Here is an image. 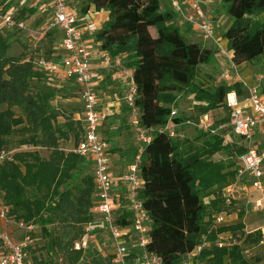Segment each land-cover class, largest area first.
<instances>
[{"label": "trees", "instance_id": "16d2710c", "mask_svg": "<svg viewBox=\"0 0 264 264\" xmlns=\"http://www.w3.org/2000/svg\"><path fill=\"white\" fill-rule=\"evenodd\" d=\"M216 1L232 20L224 38L233 62L241 65L264 57V0ZM72 5L78 12L107 15L95 39L98 47L112 56L114 67L94 70L93 82L101 100L111 97L118 103V112L113 109L104 115L99 131L109 142L111 175L126 173L142 149L139 174L143 185L138 197L152 219L147 250L162 264H181L206 235L210 246L198 256L200 264H257L244 255V244L259 243V232L245 236L243 223L214 224L215 214L234 210L233 205H226L224 190L236 181L238 157L247 151L243 139L232 133L226 96L235 91L245 98L246 85L236 79L215 86L207 84L201 74L212 64L219 48L187 37L180 29L179 16L166 0H74ZM35 11L28 9L30 13ZM25 13L23 9L21 14ZM47 37L52 39L51 50L39 56L59 61L63 53L58 54L55 41L62 35L54 30L43 35V39ZM11 40L0 32V152L11 145V136L21 133L20 147L46 148L50 155L43 158L37 150H21L14 153L12 161H4L0 168V203L14 222L41 224L48 240L38 250L58 254L62 260H46L32 245L33 264H113L112 255L103 254L92 242L85 249H75L86 234V225L94 221L93 163L73 151L83 137V115L76 118L72 113L66 129L56 127L53 93L34 84L45 85L44 78L50 80L52 75L37 67L38 57L9 55ZM120 67L130 69L136 81L139 128L131 123ZM183 95L194 96L196 115L184 117L176 112L172 116L173 106ZM214 110L227 112L221 125L229 129L223 127L213 133V129L199 126L201 116ZM186 121L201 128L199 144L181 139L179 133L171 137L164 129L169 123L177 128ZM141 130L149 135L148 142L140 141ZM228 130L230 136L226 135ZM72 133L77 137L75 147L60 148V140ZM221 152L226 153L229 163L216 159ZM125 192V186L118 188L121 196ZM117 211L118 221L126 224L131 213ZM92 232L101 242L106 235L99 222L93 224ZM226 233L232 240L221 247L220 237ZM236 237L240 238L237 242ZM109 245L110 241L103 243L104 249Z\"/></svg>", "mask_w": 264, "mask_h": 264}, {"label": "built area", "instance_id": "2783aa9c", "mask_svg": "<svg viewBox=\"0 0 264 264\" xmlns=\"http://www.w3.org/2000/svg\"><path fill=\"white\" fill-rule=\"evenodd\" d=\"M73 1L50 0L51 16L40 31L41 35L54 30L59 31L62 35L60 49L64 51L63 57L59 61L57 59L48 61L41 56L36 59L35 63L39 69L48 72L50 75H56L74 83L79 89V98L82 102L84 133L73 151L91 159L93 163L95 192L92 213L94 221L86 225V234L83 240L76 244L75 249H85L92 242L100 252H108L112 255L113 264H162L159 257L147 250L151 240L150 225L152 219L144 203L138 197V189L143 185L139 174L142 149L129 165L126 173L111 175L109 142L102 137L99 131L104 122V114L100 108L102 100L93 82L94 68L92 62L94 57L98 56L103 62L102 68H112L114 67V59L107 51H103L99 47L93 51L90 42L85 38L84 29L95 34L101 28L102 23L99 25L96 22H90L83 28L78 26L75 15V12L78 11L72 5ZM166 1L182 22L191 25L201 34L203 40L211 42L228 56L230 68L224 73V77L240 80L239 65L233 62L231 51L216 38L213 17L203 13L204 2L206 5H211L216 0H204L203 3L200 0ZM0 20L4 22L7 29L26 28L24 21L16 20L11 14L0 13ZM119 72L120 80L125 82V101L131 107V123L133 127L139 128L140 116L135 107L137 85L134 75L130 69L125 67H120ZM242 82L247 87L248 95L241 98L235 91H231L226 96V103L231 109L232 133L234 136L243 139L247 151L238 157L240 170L237 179L224 190V196L226 205L232 206L234 192L236 190L244 192L251 187L262 193L261 198L256 203V207L262 209L264 206V93L257 85ZM171 114L172 116L175 115L176 110H173ZM199 126L207 127L204 119L200 120ZM175 128L176 124L173 123L164 127L171 137L178 136ZM257 128L263 136L262 148L255 147ZM139 139L142 142H148L150 137L141 130L139 131ZM24 148H20V150H25ZM17 151L19 150L1 151L0 168L4 161H12L14 153ZM121 186L126 187V192L122 196L118 193V188ZM115 199L120 202L116 203ZM119 209L131 213V216L127 217L128 222L126 224L118 221L117 210ZM228 215L226 211L215 214L214 224H225ZM9 220L7 208L0 203V221L8 222ZM98 222L103 226L104 233L110 241L107 249H104L99 237L93 235L92 226ZM18 225L28 230L33 228V225L23 221L18 222ZM229 238H232L230 233L221 235L219 246L225 245V241ZM32 243L30 235L19 241L5 239L4 250L0 253V264H33L30 256ZM209 246L208 237L206 235L201 236L196 247L183 257L181 264H200L198 256Z\"/></svg>", "mask_w": 264, "mask_h": 264}, {"label": "rangeland", "instance_id": "374dc122", "mask_svg": "<svg viewBox=\"0 0 264 264\" xmlns=\"http://www.w3.org/2000/svg\"><path fill=\"white\" fill-rule=\"evenodd\" d=\"M35 0H0V6H2L5 9L14 8L15 19L16 20H27L28 17H31L33 15L40 14L42 16V20L47 18L50 14V11L48 7L45 5L43 7H37L35 4ZM36 8V13L31 15L32 13L28 12V9H34ZM25 9L26 13L22 15V10ZM1 14L2 11L0 10ZM18 15V16H17ZM77 15L79 17H83L84 13L77 12ZM229 22V20L227 19ZM227 22V23H228ZM223 23V25L227 24ZM30 27L32 26L30 22L28 23ZM41 24V21L36 20L34 23L33 28H35L34 32L27 29H21L19 27H15V29L12 32H4L10 39L15 38L13 42H11V47L8 51L9 55H19L24 53L27 55V57H32L36 59L37 57H40V53L47 52L51 50V43L52 39L50 37H47V39H43V35H41V27L39 25ZM187 24V23H184ZM189 25V24H187ZM229 24H227L225 27H227ZM225 27H221L224 29ZM5 28V27H4ZM190 33L189 38L194 41H198L202 44H206L212 47H216L214 44H212L209 41L203 40L201 34L194 29L190 25ZM153 31V30H152ZM217 32V31H216ZM219 38V34H217ZM55 58V57H53ZM258 61L255 64H247V66H244L242 73L239 72L240 80L246 82L247 84L251 85L255 83V81L260 79L264 86V58L257 59ZM230 68V61L227 55H225L220 50L218 51L216 57L214 58V61L212 64L204 67L201 76L206 79L208 85L215 86L217 84L221 83H229L232 79L231 78H225L224 73L229 70ZM99 69V68H98ZM209 71V72H207ZM208 73V74H207ZM210 74V76H209ZM250 77V80L247 82L246 77ZM246 78V79H245ZM246 80V81H245ZM263 80V81H262ZM52 81V82H50ZM55 81V82H53ZM42 82H45V85L39 82H34L35 85L39 86L42 90L46 89L48 91H51L53 93V110L55 111V119L54 124L56 127L66 129L67 123L69 122L72 113H77L80 116H82L83 108H82V102H74L68 100L70 93L72 96H78L79 97V89L75 86L68 85V86H62V84L59 81H56L55 79H50L48 77H45ZM251 83V84H250ZM206 84V85H207ZM197 107L198 103L195 101L193 95H183L180 96L178 102L173 106V110H176L177 115H182L184 117H188L191 115L197 114ZM19 113V110L16 109ZM227 112L223 110H214L209 112L206 115L201 116V119H204L205 123L207 124V127L205 129H213L212 132H219L223 127H229L227 125H221L222 120L226 117ZM206 116V117H205ZM219 127V128H218ZM199 129H201L198 126V123H195L193 121H186L179 125V127L175 128L176 132L179 133V137L181 139H190L193 143L199 144L200 142V135H199ZM226 133L227 136H230V130ZM23 135L21 133L14 134L11 136V145L7 149H3L5 151H12V150H20V139ZM77 142V137L74 133L70 134L68 139H61L60 140V148L62 149H73L75 147V144ZM28 151H34L37 150L41 154L43 158H47L50 155V151L46 148H40L35 147L32 145L27 146V148H24ZM2 150V151H3ZM18 152V151H17ZM216 159H224L229 163V159L225 152L218 153L216 155ZM261 196L258 198L260 199ZM254 201L252 204V208L255 209L257 200ZM264 209V206L262 207ZM242 233V231H241ZM27 235L31 236V240L33 241L32 245H35L37 247V254L40 255L42 258H45L46 260H51L53 262L62 263V260L60 258V255L58 254H49L45 249L38 250V248H42L48 238L44 235L42 231L41 224H33L32 230H28L25 227H21L18 225V223H15L13 219H10L8 222L6 221H0V250L5 246V239L9 238L12 241H19L23 240ZM103 243H107L109 241L107 235L102 236ZM232 238L227 239V242H230ZM240 240V238L236 237L234 238V241L237 242ZM261 241V240H260ZM259 241V242H260ZM102 243V245H103ZM103 254H108V252H104ZM264 255V244L260 243H251L247 242L244 244V255L247 257H253L255 255ZM252 259V258H251Z\"/></svg>", "mask_w": 264, "mask_h": 264}, {"label": "crops", "instance_id": "0c3cea01", "mask_svg": "<svg viewBox=\"0 0 264 264\" xmlns=\"http://www.w3.org/2000/svg\"><path fill=\"white\" fill-rule=\"evenodd\" d=\"M35 4L37 7H43L44 5L46 7H48L50 14L47 18H45L44 20H42V16L40 14L38 15H33L36 13V11L34 13H32L31 17H28V19L25 21L23 19L20 18L19 21H24L27 30L31 31L32 33L34 32L35 28H33L34 23L36 20L41 21V24L39 25V27H41L40 30H42V28L45 27L46 22L48 21L49 17L51 16V5H50V0H35ZM202 3L204 2V0H200ZM203 13L204 14H208L210 16L213 17L214 22H215V35L216 38L218 40H220V42L226 46L227 44V40L224 38V33L227 30V28L230 26L232 20L229 17V15L227 14V11L223 8V6L220 4L219 1H215V3L211 4V5H206L205 2L203 4ZM0 10L2 11V13L4 14H11L15 17L16 14H14V8H8L5 9L2 6H0ZM12 11H14L13 13H11ZM76 18H77V24L80 27H85L87 23L90 22H96L100 25V23H102V21L106 18V13H102V12H89V13H84L83 17H79L77 15V12H75ZM18 16V15H17ZM227 19L229 20V22L227 21ZM30 22V24L32 25L30 27V25L28 24ZM225 22L227 24H229L227 27H225L226 25H223V23L225 24ZM179 26L181 31L187 36L189 37V33H190V25L184 24V22H182L180 19L178 21ZM225 27L224 29H222L221 31V27ZM4 22L2 20H0V32H12L13 30H6L7 28L5 27ZM15 29V27L13 28ZM217 31V32H216ZM14 32V31H13ZM217 34L220 35V37L222 36V38H219L217 36ZM84 35L85 38L90 42V45L93 49V51H96L98 49L99 43L96 41L95 39V34L94 33H90L87 30L84 29ZM15 38H12L11 42H13ZM55 46L58 50V53L60 52H64L63 50H61V40H56L55 41ZM264 58V57H262ZM258 60L252 61V62H245L242 63L241 65L238 66V71L240 72V74L242 73L241 70H243L244 66H247V64H255ZM102 61L99 59L98 56H95L93 59V68L94 70H99L102 68ZM99 68V69H98ZM209 72V71H207ZM52 79H55L56 81H59L62 86H68V85H72V86H76L74 83L70 82V81H66L64 79H61L59 76L56 75H52L51 76ZM247 78V79H246ZM245 79L250 80V77H246ZM242 80V79H241ZM245 80V81H246ZM263 81V80H262ZM52 82V81H50ZM55 82V81H53ZM251 84V83H250ZM251 85H257L258 88L264 93V86L262 84V82L260 81V79L258 78L257 81H255V83L251 84ZM68 100L70 101H74V102H79L81 101L80 98L77 96H72V94L70 93ZM118 103L112 99L111 97H107L104 98L101 101V111L104 115H108L111 114L113 109H115L118 112ZM78 114L75 113V117L78 118ZM263 146V136L259 130V128H257L256 130V134H255V147L256 148H262ZM263 169H264V163H263ZM260 196H262V193L260 191H257L251 187H249L247 189V191H235L233 194V200L235 201V203L233 204L234 206V210L232 213H230L228 215V219H227V224H236V223H243L244 224V229L243 232L245 233V236L248 234H252L255 232H259L262 235L261 241L259 242L260 244H264V209H260L258 207L255 206V209L252 208V204L254 203V201L256 199H258ZM256 244V243H255ZM253 262L257 263V264H264V255H255L253 257H251Z\"/></svg>", "mask_w": 264, "mask_h": 264}]
</instances>
